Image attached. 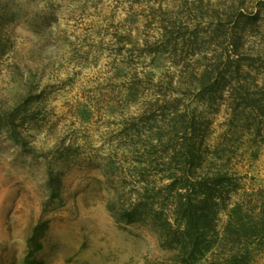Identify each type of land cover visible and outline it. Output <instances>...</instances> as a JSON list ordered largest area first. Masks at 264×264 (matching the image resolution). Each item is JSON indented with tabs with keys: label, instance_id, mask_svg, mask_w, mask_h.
I'll return each mask as SVG.
<instances>
[{
	"label": "rangeland",
	"instance_id": "rangeland-1",
	"mask_svg": "<svg viewBox=\"0 0 264 264\" xmlns=\"http://www.w3.org/2000/svg\"><path fill=\"white\" fill-rule=\"evenodd\" d=\"M184 1L0 0V264H175L149 220L118 217L122 185L102 168L110 156L115 171L127 166L118 141L135 111L125 100L129 46L119 41L127 28L132 39L155 37L142 19L185 15ZM260 17L243 51L264 94ZM143 62L155 74L167 66L164 56ZM245 116L237 122L222 108L212 139L244 187L264 188V116ZM253 264H264V251Z\"/></svg>",
	"mask_w": 264,
	"mask_h": 264
},
{
	"label": "trees",
	"instance_id": "trees-1",
	"mask_svg": "<svg viewBox=\"0 0 264 264\" xmlns=\"http://www.w3.org/2000/svg\"><path fill=\"white\" fill-rule=\"evenodd\" d=\"M183 4L190 7L180 17L172 10L142 19L146 29L155 24V37L132 39L127 28L119 41L129 46L125 100L135 111L118 141L127 166L115 171L110 156L102 171L122 185L118 217L149 220L175 264H253L264 251V188L244 187L222 164L211 128L222 108L237 122L264 116V94L249 81L243 51L264 0L256 14L242 2L233 10L220 2ZM163 56L167 66L158 74L143 62Z\"/></svg>",
	"mask_w": 264,
	"mask_h": 264
}]
</instances>
